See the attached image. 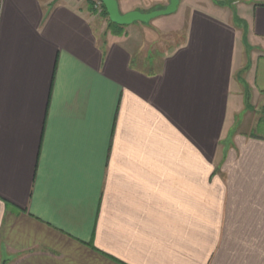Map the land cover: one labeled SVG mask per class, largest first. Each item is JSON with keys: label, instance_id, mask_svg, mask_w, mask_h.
<instances>
[{"label": "crops", "instance_id": "1", "mask_svg": "<svg viewBox=\"0 0 264 264\" xmlns=\"http://www.w3.org/2000/svg\"><path fill=\"white\" fill-rule=\"evenodd\" d=\"M231 3L117 36L0 0V264H264V0Z\"/></svg>", "mask_w": 264, "mask_h": 264}, {"label": "water", "instance_id": "2", "mask_svg": "<svg viewBox=\"0 0 264 264\" xmlns=\"http://www.w3.org/2000/svg\"><path fill=\"white\" fill-rule=\"evenodd\" d=\"M101 2L103 3L112 24L128 27L135 23L149 24L159 17L170 16L176 13L181 0H170V4L164 10H156L150 13L133 11L126 14H123L120 11L117 0H101Z\"/></svg>", "mask_w": 264, "mask_h": 264}, {"label": "rangeland", "instance_id": "3", "mask_svg": "<svg viewBox=\"0 0 264 264\" xmlns=\"http://www.w3.org/2000/svg\"><path fill=\"white\" fill-rule=\"evenodd\" d=\"M156 1L157 0H144L145 4L148 6H151L152 8L154 6H156V4H157ZM216 1L218 3H220L221 5H223L226 2L232 4L231 2L236 1V0H216ZM186 2H188V0H181L179 8H178L176 13H174L170 16L159 17V18L153 20L150 24L152 25L154 23H161L163 25V28L168 27V28H172L175 30L182 28L184 26V24H186V20L184 18H182L180 14L184 11ZM164 9H165V7L162 10H164ZM158 10H159V8H158ZM153 11H156V10H153ZM102 14H103V11L99 15L102 16ZM102 18H104V16H102ZM107 21H108V19H107ZM173 32H176V31H172V33ZM255 133H257V134L263 133L264 134V121H261L259 123Z\"/></svg>", "mask_w": 264, "mask_h": 264}, {"label": "trees", "instance_id": "4", "mask_svg": "<svg viewBox=\"0 0 264 264\" xmlns=\"http://www.w3.org/2000/svg\"><path fill=\"white\" fill-rule=\"evenodd\" d=\"M93 8V7H92ZM102 16H104L105 19H108L109 21V25H108V31L111 32L113 35H122L124 32L125 27L119 26V25H115L112 24L109 20L108 14L106 12V9L103 5V14Z\"/></svg>", "mask_w": 264, "mask_h": 264}, {"label": "built area", "instance_id": "5", "mask_svg": "<svg viewBox=\"0 0 264 264\" xmlns=\"http://www.w3.org/2000/svg\"><path fill=\"white\" fill-rule=\"evenodd\" d=\"M92 3V6L94 10L98 13L101 14L103 11V3L101 0H89Z\"/></svg>", "mask_w": 264, "mask_h": 264}]
</instances>
